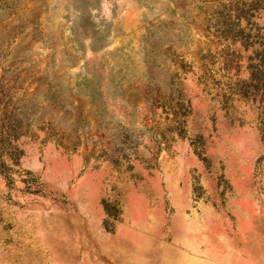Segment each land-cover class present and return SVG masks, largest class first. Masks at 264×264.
Returning a JSON list of instances; mask_svg holds the SVG:
<instances>
[{
  "label": "rangeland",
  "instance_id": "obj_1",
  "mask_svg": "<svg viewBox=\"0 0 264 264\" xmlns=\"http://www.w3.org/2000/svg\"><path fill=\"white\" fill-rule=\"evenodd\" d=\"M0 5V264H264V0Z\"/></svg>",
  "mask_w": 264,
  "mask_h": 264
},
{
  "label": "trees",
  "instance_id": "obj_2",
  "mask_svg": "<svg viewBox=\"0 0 264 264\" xmlns=\"http://www.w3.org/2000/svg\"><path fill=\"white\" fill-rule=\"evenodd\" d=\"M1 6V5H0ZM2 8H3V5H2ZM1 8V9H2ZM83 11H86V7H85V9L83 10ZM87 23H89L90 24V22L88 21V18L87 17H85V24H87ZM85 30V29H84ZM85 32H86V30H85ZM3 165H2V163H1V161H0V174L1 175H4V174H6V173H4V171H3ZM5 176V175H4Z\"/></svg>",
  "mask_w": 264,
  "mask_h": 264
}]
</instances>
